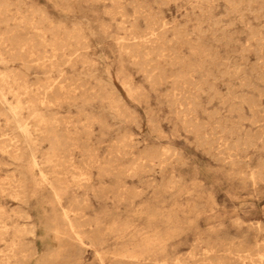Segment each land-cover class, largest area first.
Listing matches in <instances>:
<instances>
[{
  "label": "rangeland",
  "instance_id": "obj_1",
  "mask_svg": "<svg viewBox=\"0 0 264 264\" xmlns=\"http://www.w3.org/2000/svg\"><path fill=\"white\" fill-rule=\"evenodd\" d=\"M0 40V264H264V0H0Z\"/></svg>",
  "mask_w": 264,
  "mask_h": 264
},
{
  "label": "bare ground",
  "instance_id": "obj_2",
  "mask_svg": "<svg viewBox=\"0 0 264 264\" xmlns=\"http://www.w3.org/2000/svg\"><path fill=\"white\" fill-rule=\"evenodd\" d=\"M176 1V0H175ZM205 1V0H204ZM240 1V0H239ZM2 5V4H1ZM7 5V4H6ZM9 5H11V4H9ZM5 6V5H4ZM4 8V7H3ZM7 8V7H6ZM111 9V8H110ZM142 9V8H141ZM193 9V8H192ZM120 10V9H119ZM236 11V10H235ZM255 12V11H254ZM36 13V12H35ZM124 13V12H123ZM206 13V12H205ZM227 13V12H226ZM251 13V12H250ZM237 14V13H236ZM233 15V14H232ZM126 16H124V18H125ZM197 17V16H196ZM123 18V17H122ZM123 18V19H124ZM152 18V17H151ZM198 18V17H197ZM242 18V17H241ZM199 20V19H198ZM4 22V21H3ZM124 22V21H123ZM122 22V23H123ZM150 22V21H149ZM154 22V21H153ZM196 22V21H195ZM21 23V22H20ZM131 24V23H130ZM158 24V23H157ZM250 24V23H249ZM18 25H19V23H18ZM17 25V26H18ZM136 25V24H135ZM150 25V24H149ZM14 26H16V23H15V25ZM147 26V25H146ZM54 27V26H53ZM136 27V26H135ZM249 27H251V26H249ZM7 28H9V27H7ZM15 28V27H14ZM18 28H19V26H18ZM31 28V27H30ZM35 28V27H34ZM24 29V28H23ZM31 29H33V28H31ZM60 29V28H59ZM119 29V28H118ZM130 29V28H129ZM135 29V28H134ZM133 29V30H134ZM152 29V28H151ZM161 29V28H160ZM7 30V29H6ZM132 30V29H131ZM148 30V29H147ZM150 30V29H149ZM199 30V29H198ZM9 31H10V29H9ZM13 31V30H12ZM26 31V30H25ZM33 31V30H32ZM14 32H15V30H14ZM14 32H13V34H14ZM16 32H18V31H16ZM31 32V31H30ZM36 32V31H35ZM39 32V31H38ZM47 32V31H46ZM7 33V32H6ZM5 33V34H6ZM11 33V32H10ZM10 33H7V34H10ZM22 33V32H21ZM29 33V32H28ZM43 33V32H42ZM177 33V32H176ZM12 34V35H13ZM16 34V33H15ZM26 34V33H25ZM58 34V33H57ZM65 34H67V32H65ZM135 34V33H134ZM3 35V34H2ZM11 35V34H10ZM17 35V34H16ZM43 35V34H42ZM54 35V34H53ZM56 35V34H55ZM131 35V34H130ZM133 35V34H132ZM188 35V34H187ZM14 36V35H13ZM31 36V35H30ZM148 36V35H147ZM11 37V36H10ZM17 37V36H16ZM29 37V36H28ZM34 37H36V36H34ZM41 37L42 36H40V34H39V38L41 39ZM180 37V36H179ZM254 37V36H253ZM14 38V37H13ZM20 38H22V37H20ZM136 38V37H135ZM256 38V37H255ZM5 39H7V38H4L3 40L5 41ZM24 39H27V38H24ZM31 38L29 37V40H30ZM43 39V38H42ZM68 39V38H67ZM127 39V38H126ZM138 39V38H137ZM16 40V39H15ZM118 40V39H117ZM122 40V39H121ZM1 41V40H0ZM13 41V40H12ZM18 41V40H17ZM43 41V40H42ZM42 41H41V43H42ZM49 41V40H48ZM53 41V40H52ZM59 41V40H58ZM58 41H56L57 43H58ZM70 41V40H69ZM86 41V40H85ZM2 42V41H1ZM34 42V41H33ZM77 42V41H76ZM116 42V41H115ZM129 42V41H128ZM150 42V41H149ZM257 42V41H256ZM259 42H260V40H259ZM23 43V42H22ZM61 43V42H60ZM64 43V42H63ZM235 43V42H234ZM4 44V42L2 43V45ZM62 44V43H61ZM61 44H59V45H61ZM65 44V43H64ZM77 44H79V41H78V43ZM145 44V43H144ZM38 45H39V43H38ZM40 45H42V44H40ZM80 45H81V43H80ZM127 45V44H126ZM136 45H137V43H136ZM135 45V46H136ZM188 45V44H187ZM22 46V45H21ZM28 46V45H27ZM29 46H31V45H29ZM53 46V45H52ZM51 46V47H52ZM61 46H63V45H61ZM65 46H66V44H65ZM65 46H63V48H66ZM68 46H69V44H68ZM77 46V45H76ZM134 46V47H135ZM18 47H19V45H18ZM23 47V46H22ZM35 47H37V46H35ZM34 47V48H35ZM60 47V46H59ZM79 47V46H78ZM81 47V46H80ZM190 47V46H189ZM69 49H70V47H68ZM161 48V47H160ZM252 48V47H251ZM21 49V48H20ZM20 49H19V51H20ZM52 49V48H51ZM61 49V48H60ZM38 50H39V48H38ZM44 49H41L40 51L42 52ZM196 50V49H195ZM195 50H193V51H195ZM14 51V50H13ZM28 51V50H27ZM128 51V50H127ZM164 51V50H163ZM191 51V50H190ZM23 52H24V50H23ZM23 52H21V53H23ZM30 52V51H29ZM52 52V51H51ZM64 52H66V51H64ZM147 52V51H146ZM243 52V51H242ZM260 52V51H259ZM17 52H15V54H16ZM27 53V52H26ZM43 53H45V51L43 52ZM53 53V52H52ZM10 54V53H9ZM14 54V55H15ZM23 54H25V53H23ZM36 54H37V52H36ZM62 54V53H61ZM61 54H58V55H60L61 56ZM173 54V53H172ZM6 55V54H5ZM19 55H20V52H19ZM52 55V54H51ZM72 55V54H71ZM70 55V56H71ZM263 55V54H262ZM7 56V55H6ZM10 56V55H9ZM21 56V55H20ZM23 56V55H22ZM36 56V55H35ZM38 56V55H37ZM36 56V58H38ZM41 56V55H40ZM69 56V55H68ZM11 57H12V55H11ZM26 57V56H25ZM63 57V56H62ZM72 57V56H71ZM16 58H18V55H17V57H14V59H16ZM23 58V57H22ZM28 58V57H27ZM34 58V57H33ZM44 58H45V56H44ZM52 58H53V56H52ZM67 58V57H66ZM160 58V57H159ZM41 59V58H40ZM56 59V58H55ZM59 59V58H58ZM61 59V58H60ZM158 59V58H157ZM2 60V59H1ZM25 60L26 59H24L23 58V62H25ZM30 60H31V58H30ZM164 60V59H163ZM264 60V59H263ZM21 61V60H20ZM31 61H33V59L31 60ZM46 61V60H45ZM44 61V63H47V62H45ZM49 61V60H48ZM50 61H52V60H50ZM61 61H62V59H61ZM73 61V60H72ZM143 61H145V60H143ZM3 62V61H2ZM23 62H22V64H23ZM146 62V61H145ZM26 63V62H25ZM32 63V62H31ZM50 63V62H49ZM48 63V64H49ZM56 63H57V61H56ZM179 63V62H178ZM27 64H29V62L27 63ZM74 64V63H73ZM38 65H39V63H38ZM37 65V66H38ZM47 65V64H46ZM51 65V64H50ZM49 65V66H50ZM180 65V64H179ZM178 65V66H179ZM29 66H30V64H29ZM53 66V65H52ZM59 66V65H58ZM170 66V65H169ZM23 67H24V64H23ZM31 67V66H30ZM33 67H35V66H33ZM40 67V66H39ZM46 67H48V66H46ZM56 67V66H55ZM24 68H26V67H24ZM27 68H29V67H27ZM43 68H45L44 66L42 67V69ZM49 68V67H48ZM37 69H38V67H37ZM30 70V69H29ZM49 69H47L46 71H48ZM143 70V69H142ZM157 71V70H156ZM147 72V71H146ZM163 72V71H162ZM51 73V71L49 72V74ZM256 73V72H255ZM0 74H1V72H0ZM15 74V73H14ZM18 75V74H17ZM152 75V74H151ZM188 75V74H187ZM23 76H25V75H23ZM18 77H20L19 75H18ZM61 77V76H60ZM22 78V77H21ZM26 78H28V77H26ZM189 78V77H188ZM23 79H24V77H23ZM62 79H64V78H62ZM60 80H61V78H60ZM59 80V81H60ZM49 81V80H48ZM260 81V80H259ZM42 82V81H41ZM194 82H195V80H194ZM33 83V82H32ZM77 83V82H76ZM34 84V83H33ZM51 84V83H50ZM174 84V83H173ZM175 85V84H174ZM36 86V85H35ZM44 87H46L45 86V84L43 85ZM49 86H52V85H49ZM48 86V87H49ZM58 86V85H57ZM61 86V85H60ZM72 86H74V85H72ZM172 86V85H171ZM65 87L67 88V86L65 85ZM18 88V87H17ZM30 88H31V85H30ZM34 88V87H33ZM43 88V87H42ZM54 88H56L55 86H54ZM73 88V87H72ZM172 88V87H171ZM178 88V87H177ZM37 90H38V88H36ZM49 89V88H48ZM47 89V90H48ZM68 90H70V89H68ZM73 90H74V88H73ZM19 91V90H18ZM45 91V90H44ZM52 91V90H51ZM54 91V90H53ZM65 91H66V89H65ZM111 91V90H110ZM178 91V90H177ZM47 92V91H46ZM56 92H58V91H56ZM12 93H14V92H12ZM19 93V92H18ZM17 93V94H18ZM26 93V92H25ZM53 93V92H52ZM32 94V93H31ZM49 94V93H48ZM57 94V93H56ZM61 94V93H60ZM64 94V93H63ZM67 94V93H66ZM29 95V94H28ZM40 95V94H39ZM65 95V94H64ZM33 96V95H32ZM54 96V95H53ZM59 96V95H58ZM21 97V96H20ZM44 97V96H43ZM46 97V96H45ZM60 97H61V95H60ZM54 98V97H53ZM64 98V97H63ZM244 98V97H243ZM20 99V98H19ZM29 99V98H28ZM33 99V98H32ZM178 99V98H177ZM249 99V98H248ZM11 100V99H10ZM34 100H36V98L34 99ZM37 100H41L40 98L39 99H37ZM46 100V99H45ZM48 100V99H47ZM52 100V99H51ZM29 102V101H28ZM32 102V101H31ZM36 102V101H35ZM44 102V101H43ZM54 102V101H53ZM60 102H62V101H60ZM30 103V102H29ZM33 103V102H32ZM30 105V104H29ZM32 105V104H31ZM44 105H46V103L44 104ZM58 105V104H57ZM61 105V104H60ZM33 106V105H32ZM42 106V105H41ZM24 107V106H23ZM37 108V107H36ZM52 108V107H51ZM55 108V107H54ZM46 109V108H45ZM62 109V108H61ZM6 110V109H5ZM16 110V109H15ZM41 110V109H40ZM35 112V111H34ZM13 113V112H12ZM125 113V112H124ZM179 113V112H178ZM190 113V112H189ZM28 114V113H27ZM33 114H35V113H33ZM39 115V114H38ZM15 116H17V115H15ZM67 117V116H66ZM33 118V117H32ZM54 118V117H53ZM190 118V117H189ZM14 119H15V117H14ZM27 119H28V117H27ZM38 119V118H37ZM55 119V118H54ZM58 119V118H57ZM188 119V118H187ZM32 120V119H31ZM47 120V119H46ZM12 121V120H11ZM39 121V120H38ZM50 121V120H49ZM48 121V122H49ZM55 121H56V119H55ZM5 122V121H4ZM35 122V121H34ZM58 122V121H57ZM62 122V121H61ZM60 122V123H61ZM191 122V121H190ZM39 123V122H38ZM43 123V122H42ZM193 123V122H192ZM192 123L190 124V125H192ZM16 124V123H15ZM40 124V123H39ZM195 124V123H194ZM16 125H18V123L16 124ZM65 125V124H64ZM43 126H45L44 124H43ZM32 127H33V125H32ZM38 128H39V126H37ZM198 127V126H197ZM20 128V127H19ZM34 128H35V125H34ZM51 129V128H50ZM217 129V128H216ZM13 130V129H12ZM31 130H33V129H31ZM38 130V129H37ZM41 130H42V128H41ZM53 130V129H52ZM43 131H45L44 129H43ZM212 131H213V129H212ZM22 132V131H21ZM49 131H47V133H48ZM189 132V131H188ZM27 133L28 132H26L25 130L23 131V135H24V137L26 138V136H27ZM35 133V132H34ZM38 134H39V132H37ZM47 133H46V135H47ZM75 133V132H74ZM129 133H131V132H129ZM41 134V133H40ZM53 134V133H52ZM62 134V133H61ZM125 134V133H124ZM127 135V134H126ZM208 135V134H207ZM15 136V135H14ZM36 136V135H35ZM51 136V135H50ZM52 136H54V135H52ZM1 137V136H0ZM15 137H17V136H15ZM18 137H19V135H18ZM37 137V136H36ZM45 137V136H44ZM55 137V136H54ZM54 137H52V138H54ZM60 137V136H59ZM48 138H50V137H48ZM18 139V138H17ZM33 139V138H32ZM36 139V138H35ZM41 139H43V138H41ZM46 139H47V136H46ZM56 139V138H55ZM14 140H16V139H14ZM27 140H28V138H27ZM34 140V139H33ZM50 140H51V138H50ZM25 141V140H24ZM24 141H22V142H24ZM29 141V140H28ZM46 141V140H45ZM52 141V140H51ZM35 142V141H34ZM44 142V141H43ZM53 142V141H52ZM7 143H8V141H7ZM6 143V144H7ZM203 143V142H202ZM207 143V142H206ZM5 144V143H4ZM23 144V143H22ZM26 144V143H25ZM27 144H29V143H27ZM237 144V143H236ZM3 145V144H2ZM1 145V146H2ZM77 145V144H76ZM128 145V144H127ZM251 145V144H250ZM29 146V145H28ZM58 146V145H57ZM27 147V146H26ZM50 147H52V145L50 146ZM73 147H74V145H73ZM122 147V146H121ZM208 147V146H207ZM232 147V146H231ZM3 148V147H2ZM11 148V147H10ZM16 148V147H15ZM17 148H20V147H17ZM27 148H29V147H27ZM48 148V147H47ZM60 148H62V147H60ZM70 148H72V147H70ZM83 148V147H82ZM209 148V147H208ZM1 149V148H0ZM14 149V148H13ZM30 149V148H29ZM51 149V148H50ZM69 149V148H68ZM84 149V148H83ZM86 149V148H85ZM19 150V149H18ZM23 150V149H22ZM67 150V149H66ZM123 150V149H122ZM1 151H3V150H1ZM5 151V150H4ZM12 151H14V150H12ZM53 151V150H52ZM55 151V150H54ZM72 151H75V149L73 150L72 149ZM78 151V150H77ZM83 151V150H82ZM88 151V150H87ZM150 151V150H149ZM148 151V152H149ZM159 151V150H158ZM47 152V151H46ZM61 152V151H60ZM67 152H69V151H67ZM119 152V151H118ZM219 152V151H218ZM19 153H21V152H19ZM31 153V152H30ZM43 153V152H42ZM65 153V152H64ZM73 153V152H72ZM77 153V152H76ZM81 153H83V152H81ZM12 154V153H11ZM22 154V153H21ZM14 155V154H13ZM12 156V155H11ZM19 156H20V154H19ZM23 156V155H22ZM45 156H47L46 154H45ZM8 157V156H7ZM13 157V156H12ZM18 157V156H17ZM41 157V156H40ZM14 158H16V156L14 157ZM34 158V157H33ZM139 158V157H138ZM155 158V157H154ZM19 160H21V159H19ZM34 160V159H33ZM48 160H50V159H48ZM88 160V159H87ZM223 160V159H222ZM224 161V160H223ZM92 162V161H91ZM94 162V161H93ZM92 162V163H93ZM45 164H47V163H45ZM63 164V163H62ZM66 164V163H65ZM61 165V164H60ZM11 166V165H10ZM37 166V165H36ZM55 166V165H54ZM57 166V165H56ZM56 166H55V168H56ZM66 166V165H65ZM141 166H142V164H141ZM69 167V166H68ZM43 168V167H42ZM57 168H58V166H57ZM63 168H65V167H63ZM72 168V167H71ZM99 168V167H98ZM101 168V167H100ZM53 170H54V168H52ZM51 169V170H52ZM55 172V171H54ZM57 172V174H58V171H56ZM63 172V171H62ZM70 172V171H69ZM74 172V171H73ZM12 173V172H11ZM43 173V172H42ZM59 173H60V171H59ZM76 173V172H75ZM39 174H41L40 172H39ZM55 174V173H54ZM53 174V175H54ZM70 174H71V172H70ZM23 175V174H22ZM49 176H50V174H48ZM59 175H61V174H59ZM75 175V174H74ZM18 176V175H17ZM46 176V175H45ZM55 176V175H54ZM54 176H53V178H54ZM57 176V175H56ZM25 177V176H24ZM44 177V176H43ZM79 178H80V176H78ZM18 178V177H17ZM19 179V178H18ZM17 179V180H18ZM42 179V178H41ZM57 179H59L58 177H57ZM47 180V179H46ZM52 180H54V179H52ZM51 180V181H52ZM0 181H1V179H0ZM19 181V180H18ZM55 181V180H54ZM54 181H52V182H54ZM79 181V180H78ZM89 181V180H88ZM263 181V180H262ZM20 182V181H19ZM21 182H22V180H21ZM25 182V181H24ZM45 182V181H44ZM50 182V181H49ZM57 182H59V180L57 181ZM82 182V181H81ZM18 183V182H17ZM51 183V182H50ZM68 183V182H67ZM73 183V182H72ZM79 183V182H78ZM69 184V183H68ZM71 184V183H70ZM85 184V183H84ZM21 185V184H20ZM50 185V184H49ZM80 186V185H79ZM81 186H82V184H81ZM51 187V186H50ZM57 187V186H56ZM122 187V186H121ZM23 188V187H22ZM52 188H55L54 186H52ZM119 190V189H118ZM117 193V192H116ZM118 194H119V192H118ZM49 195V194H48ZM53 195V194H52ZM50 196V195H49ZM60 197H62V196H60ZM137 197V196H136ZM58 198H59V196H58ZM121 198H122V195H121ZM61 199V198H60ZM123 200V199H122ZM56 201V200H55ZM59 201V200H58ZM57 201V202H58ZM59 203V202H58ZM28 204V203H27ZM26 205V204H25ZM59 205V204H58ZM198 205V204H197ZM200 206V205H199ZM51 209H52V207H51V205H50V211H51ZM68 209V208H67ZM66 209V210H67ZM192 209V208H191ZM75 210H76V208H75ZM69 211V210H68ZM72 211V210H71ZM65 213H66V211H65ZM140 213H142L141 211H140ZM63 214V213H62ZM67 214V213H66ZM127 214V213H126ZM22 215V214H21ZM55 215V214H54ZM84 215V214H83ZM25 216V215H24ZM23 217V216H22ZM154 217V216H153ZM17 218H19V217H17ZM84 218H85V216H84ZM66 220V219H65ZM52 221V220H51ZM54 221V220H53ZM76 221V220H75ZM69 222V221H68ZM78 222V221H77ZM98 223V222H97ZM58 224V223H57ZM68 224V223H67ZM72 224H74V222H72ZM77 224V223H76ZM80 224V223H79ZM94 225H95V223H94ZM25 226V225H24ZM23 226V227H24ZM27 226V225H26ZM31 226V225H30ZM54 226H55V224H54ZM65 226V225H64ZM68 226V225H67ZM76 226V225H75ZM77 226H79V225H77ZM81 226V225H80ZM88 226H90V225H88ZM57 227V226H56ZM74 227V226H73ZM31 228V227H30ZM69 228V227H68ZM67 228V229H68ZM81 228H83V227H81ZM80 228V229H81ZM259 228V227H258ZM20 229V228H19ZM57 229H58V227H57ZM73 229V228H72ZM72 229H71V231H72ZM78 229V228H77ZM25 230V229H24ZM50 230V229H49ZM58 231V230H57ZM56 231V232H57ZM79 231V230H78ZM91 231H93V230H91ZM60 232V231H59ZM59 232H57V233H59ZM35 233V232H34ZM75 233H77L76 231H75ZM75 233H73V234H75ZM30 233H28V235H29ZM38 234V233H37ZM72 234V235H73ZM85 234V233H84ZM91 234H92V232H91ZM99 233H97L96 235H98ZM149 234V233H148ZM82 235H83V233H82ZM93 235V234H92ZM74 237V236H73ZM34 238V237H33ZM60 238V237H59ZM91 238H92V236H91ZM93 238H97L96 236L94 237V235H93ZM66 239V238H65ZM77 239V238H76ZM60 240V239H59ZM90 242L91 241H89L88 243L90 244ZM79 244V243H78ZM83 244V243H82ZM214 244V243H213ZM223 253H225V252H223ZM22 255V254H21ZM189 256V255H188ZM26 257V256H25ZM29 257V256H28ZM184 257V256H183ZM182 261V260H181ZM189 264V263H188ZM260 264V263H259Z\"/></svg>",
  "mask_w": 264,
  "mask_h": 264
}]
</instances>
